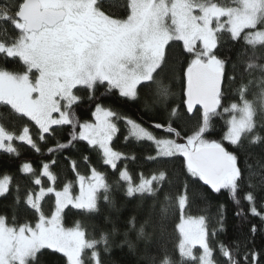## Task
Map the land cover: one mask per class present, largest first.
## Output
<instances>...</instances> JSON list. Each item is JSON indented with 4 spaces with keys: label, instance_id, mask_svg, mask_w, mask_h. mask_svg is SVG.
I'll return each mask as SVG.
<instances>
[{
    "label": "snow or ice",
    "instance_id": "obj_1",
    "mask_svg": "<svg viewBox=\"0 0 264 264\" xmlns=\"http://www.w3.org/2000/svg\"><path fill=\"white\" fill-rule=\"evenodd\" d=\"M109 0H8L0 3V105L7 107L19 118H27L38 130V137L46 141L47 135H54L56 126H71L67 143L56 142L48 148L49 153H59L75 141H84L98 150L103 165L118 171L117 186H122L127 197L136 195L153 197L158 195L167 179V171L159 170L150 175L140 172L134 179L127 166L120 168L119 162L129 156L112 146L113 137L119 131L118 122L127 126L124 139L150 142L154 155L148 159L159 162L170 158H183V165L191 178L202 182L213 192L229 191L237 205L248 204V212L264 221V201L260 209L255 187L250 181L242 184L244 175L238 165L239 156L229 151L223 141L235 148L244 146L245 139L251 145L264 142L256 132L257 113L264 112V55L257 52V46L264 48V0H231V4L220 0H122L121 12L114 11ZM224 33L233 42L243 40L251 51L245 71L260 72L258 78L241 83L237 88L238 101L223 105L224 81L235 82V75H227V61L217 54ZM179 43L185 57L183 68L184 104L188 114L196 106L200 118L190 133L174 128L171 119L178 115V109L169 112L167 127L156 123V129H164L166 137H157L149 128L111 108L96 102L92 117L94 122H80L73 107L81 101L76 94L86 89L90 100L95 102L101 89L118 93L126 100L139 98L138 86L156 83L155 74L167 61L168 49L172 43ZM9 64L16 67H8ZM253 83L259 91L254 99L247 98ZM170 91L159 88L157 103L167 108ZM220 108L228 115L226 131L221 141L205 138L213 117L220 116ZM264 128V121H261ZM23 142L37 152L40 148L25 124L17 135L0 126V150L19 155L13 141ZM88 157H84L87 162ZM131 159H135L134 156ZM57 163L54 156L50 162H42L39 175L33 166L25 162L20 171L34 176L32 184L38 191L29 189L21 201L16 196V210L23 204L25 213L31 211L35 223L25 220L17 222L14 214L12 223L0 215V264H36L44 250L61 254L64 264H103L100 246L108 252L109 234L101 232L99 238L89 237L87 230L77 222L65 227L63 214L71 208L88 215L100 211V199L111 203V188L107 176L95 166L89 174L78 171L77 161L69 160V167L75 174L79 194L72 195L71 181L61 189L55 187L57 175L52 167ZM46 177L49 186H42ZM12 178L5 174L0 178V197L10 190ZM264 182V181H262ZM186 191V189H185ZM54 197L49 213L43 210L42 201L48 195ZM181 213L186 207L185 194L178 196ZM173 209L171 197H165L162 219ZM244 215V210L237 212ZM107 219V218H106ZM135 227V220L129 221ZM163 232V224L160 225ZM179 232L177 250L181 264H240L236 258L240 248L230 249L218 245L219 260L209 242L210 233L203 216L185 218L181 215L176 225ZM220 230H223L221 218ZM115 228L113 234H115ZM253 225L251 232L255 233ZM217 234L213 230L212 236ZM127 236V233H125ZM139 237H145V225L138 230ZM133 245L129 244V247ZM246 247V245H245ZM194 249H198V254ZM88 253L87 260L85 254ZM235 253V254H234ZM250 256V262H249ZM160 264H175L165 251ZM243 264H257L254 251H245Z\"/></svg>",
    "mask_w": 264,
    "mask_h": 264
},
{
    "label": "trees",
    "instance_id": "obj_2",
    "mask_svg": "<svg viewBox=\"0 0 264 264\" xmlns=\"http://www.w3.org/2000/svg\"><path fill=\"white\" fill-rule=\"evenodd\" d=\"M7 2L8 0H0V3ZM109 2L115 5L114 11L118 13L122 11L119 7L122 0H109ZM220 2L231 4V0H220ZM246 49L251 51L243 40L233 42L227 33L222 35L217 54L227 61V75L229 77L235 75L233 84L230 85L227 78L224 81V106L238 101L237 88L242 82L248 83L250 79L260 76V72L256 69L251 70V76L245 71L248 59L245 54ZM257 52L264 55V48L257 46ZM257 62L264 63V59ZM8 67H16V65L9 64ZM184 67H186V60L181 54V46L174 42L168 49L167 61L155 74V79L160 82L159 86L156 83H145L138 86L139 98L136 101L126 100L120 97L118 93L106 92L105 89L101 88L96 93L94 102L89 99L86 89H78L76 94L82 98L75 105L78 110L79 121H90L95 103L98 102L123 116L142 123L157 137H166L168 133L164 129H156L153 125L160 123L167 127L169 112L172 108H177L178 115L171 119L172 126L179 130L182 136L185 132L190 133L200 118V111H196L190 116L185 110ZM158 87H166L170 91L167 108L164 104L157 103ZM258 91V85L253 83L246 94L247 98L249 100L254 99ZM219 111L221 115L213 117L211 126L205 135L208 140L221 141L225 134L228 115L223 112V108H220ZM256 120V132L264 137V128L261 127V121H264V112L258 111ZM25 124L30 127L31 135L40 148V152L16 140L13 141V144L19 155L0 152V178L5 174L12 178L9 192L0 197V215L6 216L9 224L12 223L14 214L19 223L25 220L35 223L31 211L25 213L23 204L17 211L15 205L17 195L23 201L29 189L39 190V186L32 184L34 176L20 171L23 162L30 163L35 174L39 175L42 162H50L55 156L57 163L52 167V171L57 175L55 183L57 189H61L64 183L71 181L73 193H78L79 186L75 181V174L69 167V160L73 159L77 161L78 171L82 175H88L90 166H95L106 174L108 183L112 185L110 192L112 202H105L101 196L98 213L88 215L69 206L63 214L65 227H73L79 221L87 230L90 238L93 235L99 238L101 232L109 234L110 250L104 252L103 246H100L99 249L103 264H160V259L165 251L175 264H181V257L177 250L179 233L176 228L180 219L177 201L181 194H185L187 197V204L183 212L184 217L197 218L203 216L205 218L210 233L209 242L215 250L214 255L217 259H223L218 248V245L223 243L230 249L240 248V254L236 257L240 264H243L245 251H254L257 256V264H264V221L248 212V204L243 201V192L247 191L246 187L240 193L241 204L237 205L228 190L222 189L216 193L208 186L203 185L202 182L191 178L184 168L182 157L159 162L149 160V155L155 154L151 143L137 142L134 139L126 141L124 137L127 135V126L120 121L118 122L119 131L113 137L112 146L115 150L127 154L129 159L119 162V167L127 166L134 179L140 172L147 176L159 170L167 171V179L163 182V188L158 195L127 197L123 187L117 186L119 172L103 165L98 150L89 147L86 142L75 141L59 153L48 152V148L54 147L57 141L68 142L72 131L71 126H56L54 135H47L46 141H41L38 137V130L32 122L28 121L27 118H19L18 115L11 113L7 107L0 105V125L6 130L18 135ZM223 144L227 150L236 152L239 156L238 165L244 175L242 184L247 185L249 174L255 173L251 176L250 182L255 186L251 190L256 196V204L260 209V203L264 201V182H262L264 181V142L251 145L245 139L244 146L241 148H235L227 141H223ZM86 156L89 158L87 162L84 160ZM132 156L135 159H131ZM42 186H49L46 177H42ZM166 196L172 198L173 209L167 213L166 218L162 219V206ZM53 203L54 197L51 194L42 201L43 210L46 214L49 213ZM241 207L244 210V215L238 216L237 212L241 211ZM260 210L264 211V209ZM133 218L135 220L134 228L129 224ZM221 218L223 219L222 231L220 230ZM161 224H163V232L160 227ZM141 225H145V237L138 236ZM253 225L256 227L255 233L251 232ZM114 228L115 234H113ZM214 229L217 230V234L212 236L211 233ZM129 244L133 246L129 247ZM196 252L198 253V251ZM88 255V253L85 254V259ZM36 264H64V259L61 254L44 250L39 255Z\"/></svg>",
    "mask_w": 264,
    "mask_h": 264
},
{
    "label": "rangeland",
    "instance_id": "obj_3",
    "mask_svg": "<svg viewBox=\"0 0 264 264\" xmlns=\"http://www.w3.org/2000/svg\"><path fill=\"white\" fill-rule=\"evenodd\" d=\"M95 108V107H94ZM73 111L76 113V116H77V118L79 117L78 115H77V113H78V110L76 109V107L74 106L73 107ZM93 111H94V109H93ZM92 114V113H91ZM87 122H94V118L92 117V119L90 120V121H87ZM82 123V122H81ZM1 126V125H0ZM16 141H18V140H16ZM20 142V141H19ZM226 142V141H225ZM0 152H2V150H0ZM23 163H25V162H23ZM79 190V189H78ZM79 194V191H78V193L77 194H74L73 193V191H72V195L73 196H75V195H78ZM71 207V206H70ZM183 212H184V210H183ZM181 215H183L184 216V214L183 213H181L180 212V210H179V217H180V219H179V221H178V223L177 224H179L180 223V220H181ZM185 218H187V217H185ZM177 228V227H176ZM179 233V232H178ZM194 251H199L198 249H194ZM198 254V253H197ZM87 260V259H86Z\"/></svg>",
    "mask_w": 264,
    "mask_h": 264
},
{
    "label": "water",
    "instance_id": "obj_4",
    "mask_svg": "<svg viewBox=\"0 0 264 264\" xmlns=\"http://www.w3.org/2000/svg\"><path fill=\"white\" fill-rule=\"evenodd\" d=\"M184 99H185V97H184ZM184 107H185V110H186L185 104H184ZM196 111H200L199 106H196V108L194 109L192 114H194ZM192 114H189V115L192 116Z\"/></svg>",
    "mask_w": 264,
    "mask_h": 264
}]
</instances>
